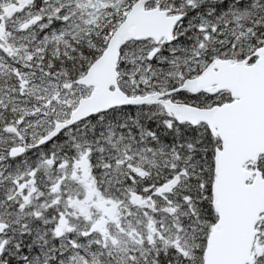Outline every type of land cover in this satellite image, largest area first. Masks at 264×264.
<instances>
[{
	"label": "snow or ice",
	"instance_id": "snow-or-ice-1",
	"mask_svg": "<svg viewBox=\"0 0 264 264\" xmlns=\"http://www.w3.org/2000/svg\"><path fill=\"white\" fill-rule=\"evenodd\" d=\"M0 264H264V0H0Z\"/></svg>",
	"mask_w": 264,
	"mask_h": 264
}]
</instances>
